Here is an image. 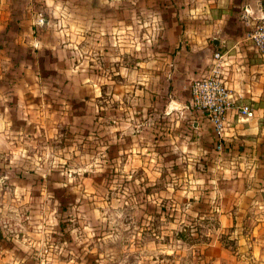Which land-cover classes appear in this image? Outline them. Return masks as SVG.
I'll list each match as a JSON object with an SVG mask.
<instances>
[{"label":"rangeland","instance_id":"rangeland-1","mask_svg":"<svg viewBox=\"0 0 264 264\" xmlns=\"http://www.w3.org/2000/svg\"><path fill=\"white\" fill-rule=\"evenodd\" d=\"M110 36H105V43L106 38L108 41L111 40ZM139 36L143 37L138 34V39ZM248 40L251 41L249 38ZM89 50L91 51L92 48ZM44 60L42 66L47 71L48 63H46V59ZM79 60L81 61L79 69L84 71L81 75L75 76L74 80L71 79L74 83L72 86H75L73 87L75 92L59 93L58 90H54L53 88L61 85L63 80H54L56 77L52 74L46 78L41 77L39 86L42 87V90L39 94L28 98L29 104L25 105L26 101L23 100L21 105L19 96H11V99L6 102L9 108L16 109L13 113V120L18 121L21 115L27 116V121L19 122H29L30 129L38 131L40 134L36 138L37 144L41 148L46 146L53 154L64 153L65 149L70 150L77 139L83 138L81 147L84 151H81V155H91L92 144L88 141V137L100 136L102 121H107V125L114 126L113 122L116 119L127 120L128 109L132 107L128 104L126 93L122 97L123 105L120 100L116 99L123 92V86L128 83L123 75L119 79L118 76L109 73L112 82L109 84L104 82L106 78L100 69L94 66L93 61L87 63L88 60L86 62L84 59ZM177 62L176 58L168 59V62L165 63L157 61V67L147 68V74L143 73L142 65L144 64L142 63L137 65L136 70L132 68V72L135 71L141 76L160 77V81L156 85L157 91H153L147 101L149 106L145 109L138 105L136 107L138 115L134 119L141 120L142 123L146 122L145 117L153 116L160 100L166 98L165 94L177 93L181 95L182 92L186 94L190 90L191 83L194 78H197L200 71L188 79L180 78L176 75L178 72ZM109 64L114 67V63L109 60L103 61L101 68L107 71ZM76 65H78L77 62ZM205 69L207 70L202 73L203 75L209 71L208 66ZM90 70L91 72H89ZM88 74L91 76L86 77ZM168 74H172L171 78ZM129 75L131 76V73ZM88 81H92V83L88 84ZM72 86L70 84L64 87ZM76 87L79 89L78 93ZM142 87L143 85L137 86L139 89ZM97 88L100 96L95 95ZM8 93L9 91L5 90V95ZM184 95L181 97L191 111L190 123L186 120L174 131L167 120H158L153 125L151 151L162 158L157 161V165L160 166L158 177L154 179L151 171L157 165H153L144 153V149L148 148L147 139L138 142L134 133L131 136H125L123 144H109L106 148V155L110 162H119L127 168L131 158L134 163L140 165L135 170L133 180L122 183V188L125 190L129 186H133L130 195L125 199L133 203V208L129 211L134 212L137 217L135 231L132 236H129L125 245L128 252L135 253L134 256L129 257V260L131 264H136L137 257L142 260L143 264H155L156 261H167V264H249L248 256L243 249L245 238L250 236L255 242L249 250L252 264H264V254L258 257V253L264 248V220L261 215L251 210V206L245 207L248 204L247 200L253 201L257 197L256 195H245L250 183V176L247 175L248 167L257 179L255 160H252L249 166L245 157L229 154V143H226L225 151L221 153L216 151L211 126L200 112L190 107V99L188 101L187 96ZM108 101L112 102L111 107H109ZM97 109L100 110L97 111ZM3 110L0 107V112ZM109 117L112 119H108ZM181 133H183L182 136ZM171 135L181 136V141L188 138L190 147L195 144L204 152V155L198 157L196 163L191 167V173L196 175L190 174L187 161L180 162V153L171 152L170 146L167 144L165 147L160 146L165 144ZM115 136L119 138L121 133L116 132ZM209 139H211V143H209ZM105 142L107 141L105 140ZM137 148L140 149L139 152L136 151ZM79 150L81 149L78 148ZM121 153H123V159H120ZM37 155H42V151ZM59 159L65 161L66 157L60 155ZM74 159L76 157H73ZM52 162V157H49V166ZM72 162V160H67L62 169L52 168L51 174L47 177L38 176L35 170L28 172V176L35 178L30 193L33 209L38 212L42 209L43 206L39 205V201L47 192L50 203L48 201L45 203H48L49 208H55L57 217H59L57 227L62 234L58 237L55 233H51L52 240L59 239L61 244L67 243L74 248L75 264H103L105 256L103 249H98L95 244L87 246L81 244L77 247L74 237L69 231V226L73 224V210L80 207L77 201L81 199L79 193L73 188L83 185L82 190H86L90 179V174L83 172L80 185L68 183V177L62 175L61 171L69 169ZM218 165L223 171L217 174L214 173V169ZM227 166H234L235 175L230 179L227 178ZM41 168H44L43 161H41ZM72 175L76 177L77 173L73 172ZM114 175L115 169L113 168L108 179L109 185ZM214 175L218 177L215 188L209 187L201 192L200 188L194 187V181L198 177L207 176L208 179L204 180V184L210 185ZM17 177L25 185L29 183L22 172L17 173ZM136 180L142 181L138 187L135 186ZM56 184H65L66 187L57 188L54 186ZM169 185L172 186L171 191H169ZM186 187L188 194L182 195ZM214 192L217 194L213 195ZM111 198L112 194L109 193V199L105 202L111 203ZM94 199L100 198L94 197ZM189 204L194 207L187 209ZM124 207L128 209L127 204ZM137 209H139L138 212ZM89 210L85 209L84 214L87 215ZM191 213H196V215L193 216ZM79 221L80 216L77 214L75 228H80ZM123 222L128 224L132 222V219L130 216H126ZM237 229H239L238 235ZM29 230L35 231V229ZM35 238L39 240V237ZM92 239L95 241L97 237L94 236ZM142 241L143 243H141ZM0 244H3V247L0 248V264H5L8 260L6 254L11 252L15 245L6 240L2 232H0ZM53 246L49 245V247ZM174 246L176 250L172 251ZM153 248L164 250L158 251L157 255L152 256L151 259H145L141 255L145 250L151 252ZM66 251L71 252V249H66ZM123 251L124 249H121V252ZM57 259L68 261L72 259V256L71 254L67 257L61 255ZM33 264H45V262L42 259H36Z\"/></svg>","mask_w":264,"mask_h":264},{"label":"clouds","instance_id":"clouds-1","mask_svg":"<svg viewBox=\"0 0 264 264\" xmlns=\"http://www.w3.org/2000/svg\"><path fill=\"white\" fill-rule=\"evenodd\" d=\"M209 2L211 3L212 0H209ZM2 3H4V0H0V4ZM24 3L31 15V23L38 29L46 31L53 41L50 44L33 41L34 48L51 47L54 51H59L61 59H64L63 53L68 49L74 50V60L84 56L86 53L85 62L87 59H91L94 66L100 69L106 78L104 82L109 84L112 83L109 73L123 75L128 83L123 86V92L116 99L120 100L121 105H123L124 99L122 97L126 93L128 104L132 107L128 109L127 120L116 119L113 122L114 126L107 125V121H102L100 136L88 137V141L92 144L91 155H81V151H84L81 147L83 138L77 139L70 150L65 149L64 153L56 152L53 154L46 146L41 148L37 144L36 138L40 135L38 131L31 130L28 123L19 122L27 121V116L21 115L18 121L13 120V113L16 109L9 108L6 103L11 99L13 93L9 92L8 95H5V88L0 87V107L4 109L0 112V232L3 233L6 240L11 241L15 245L12 251L6 254L8 260L5 264H33L36 259L44 260L45 264H49V261H51V264H75L76 254L74 248L67 243L61 244L59 239L53 241L50 236L51 233H55L58 237L62 234L57 227L59 217H57L55 208H49L48 203H45V201L50 203L47 192L39 201V205L43 206L42 209L39 212L34 211L30 193L35 178L28 176L30 170H35L38 176L47 177L51 174L52 168L62 169L63 164L67 160H72V165L69 169L62 170L61 174L68 177V183L80 185L83 179L82 173L88 172L90 174L86 190H82L83 185H80V187L74 186L73 188L74 191L79 193L81 198L77 201L80 207L74 209L72 213L73 224L69 226L75 245L78 247L81 244L86 246L95 244L98 249H103L105 251L103 264H131L129 257L134 256L135 253L128 252L125 245L129 236H132L135 231V220L137 217L134 212L129 211L133 208V203L125 199L126 196L130 195L133 186H129L125 190L122 188V183L124 181H132L135 170L140 165L134 163L131 158L127 168L119 162L112 163L106 155V148L109 144H123L125 136H131L135 133V138L138 142L145 139L148 140V148L144 149V153L153 165H157V161L162 158L151 151L153 147L151 136L154 123L158 120H167L174 131L186 120L189 123L191 122V111L181 95L177 93L172 95L165 94L166 98L160 100L158 108L151 118L145 117L146 122L144 123L141 120L134 119L138 115L136 112L138 105L145 109L149 106L147 101L150 94L153 91H157L156 85L159 83L160 77L152 75L141 76L135 71L130 76L129 71L124 67V61L121 60L120 55L116 53L105 54L102 47L103 42L97 44L96 41L101 40L106 34L120 35L123 32L131 33L133 28L136 31H139L140 28H146L148 36H145L144 39L150 45L158 31L156 25L159 24L161 15L146 11L143 0H24ZM230 4L238 10V18L242 22L236 26L234 31L242 27L251 30L249 39H255L256 35L264 33V0H241L240 3H237L236 0H220L221 6ZM118 9L122 10L124 15L131 18L133 22L132 27H125L123 24H119L120 32H116L115 28L108 23V20L112 17L119 16ZM108 10L112 11L109 12ZM137 10L140 11L142 16H147V23L140 24L136 16ZM149 36L152 39H148ZM82 42L90 45L92 50L90 51L88 47L78 48L77 46ZM61 45H63V49L60 48ZM133 47L137 48V54L144 55L140 49L146 48L147 45H140L133 40L129 49ZM96 49H99V52ZM237 51H239L238 47ZM147 55L149 62L145 63L143 67L146 69L157 67L155 60L152 59V54L147 53ZM233 59L237 61L238 65L241 58L234 57ZM109 60L112 63L120 62L119 73L116 72V68L112 67L111 64L107 66V71L101 68V63ZM230 62L226 61L221 65L225 76H227V64ZM237 65L234 66L239 77L243 69ZM77 71H80V69L73 67L69 73L70 78L74 77ZM213 71L219 72V69H213ZM168 75L171 78L172 74ZM189 75H191V70ZM239 78L242 79L243 77ZM87 83L91 84L92 81ZM138 85H143V90L137 88ZM95 95L100 96L98 88L95 90ZM222 99L232 101L236 97L226 96L222 97ZM111 103V101H108L109 107H111ZM22 104L23 97L21 96ZM99 110L97 109V111ZM108 119L112 118L109 117ZM249 119H251V114ZM245 122L242 118L241 123ZM256 130V126L253 124L252 131L255 132ZM197 131L199 132V129ZM116 132L121 133L119 138L115 136ZM182 135L183 133H181ZM181 136L171 135L165 144L160 146L165 147L167 144L170 146L171 152L180 153V162L187 161L190 174L194 176L196 174L191 173V167L196 163L198 157L204 155V152L195 144L190 147L188 138H184L181 141ZM49 138L51 139V137ZM209 143H211V139H209ZM78 148L81 150L78 151ZM41 151L42 155H37ZM136 151L139 152L140 149L137 148ZM60 155H64L66 160L61 161L59 159ZM49 157H52L53 160L50 166ZM73 157H76V159L73 160ZM120 159H123V153H121ZM41 161L44 163L43 169L41 168ZM113 168L115 169V175L109 185L108 179ZM227 168V178L230 179L235 175L234 166H227ZM151 171L155 179V177L160 175V166L157 165ZM221 171L223 169L219 165L214 169V173L217 174ZM21 172L26 180L29 181L26 185L17 177V173ZM73 172L77 173L76 177H73ZM217 178V175H214L211 178L210 185H205L204 180L208 179V177H198L194 181V187L200 188L201 192L209 187L215 188ZM249 181L248 195L257 196L252 201L251 210L264 216V201L258 197V193L264 192V189L259 188V182L255 176H250ZM141 182L136 180L135 186L138 187ZM54 186L57 188L66 187L65 184H56ZM171 188L172 186L169 185V191H171ZM109 193L112 194L111 203H106L105 201L109 199ZM187 194L186 187L182 195ZM216 194V192L213 193V195ZM94 197H99L100 199H94ZM82 201L84 203H81ZM125 204L128 205V209H125ZM192 207L194 206L191 204L187 205V209ZM85 209H90L87 215L84 214ZM136 211L138 212L139 209ZM77 214L80 216V228L74 227ZM191 214L193 216L196 215V213ZM126 216L131 217V223L125 224L123 222ZM29 229H35V231H30ZM238 234L239 229H237ZM94 236L97 237L95 241L92 239ZM35 237H39V240ZM245 240L243 251L248 256L249 264H252L249 250L255 242L250 236L246 237ZM49 245L54 246L49 247ZM2 247L3 244H0V248ZM66 249H71V252L66 251ZM121 249H124V251L121 252ZM160 250L164 249L153 248L151 252L145 250L141 255L145 259H151ZM175 250L174 246L172 251ZM70 254L72 256L71 260L59 261L57 259L61 255L67 257ZM262 254H264V248L258 253V257ZM136 264H143L139 257L136 258ZM155 264H167V261H156Z\"/></svg>","mask_w":264,"mask_h":264},{"label":"crops","instance_id":"crops-1","mask_svg":"<svg viewBox=\"0 0 264 264\" xmlns=\"http://www.w3.org/2000/svg\"><path fill=\"white\" fill-rule=\"evenodd\" d=\"M236 2L240 3L241 0H236ZM143 3L146 11L161 15L160 22L156 25L158 31L150 45L144 39L148 36L146 28H140L139 31L133 28L131 33L123 32L120 35L106 34L105 36L111 35V40L108 41L106 38L105 43L104 36L96 43L103 42L102 47L105 54H109L110 51L119 54L127 68L124 67L131 74L132 68L136 70L138 64L149 62L147 53L152 54L155 62L165 63L168 59L176 58L178 61L176 75L186 79L200 71L197 74L199 78L207 70L205 69L207 66L209 70L214 53L222 56V65L226 61H231L227 64V76L223 74V68H221V79L227 88L240 95L242 102L253 109L254 118L241 123L242 118L235 113L228 114L226 129V143H229L228 153L245 157L248 165L255 160L254 166L257 167L256 176L259 188L264 189V54L258 52L248 40L249 29L242 27L234 31L236 26L242 23L238 18V10L231 4L221 6L220 0H212L211 3L209 0H143ZM117 11L119 16L108 20L116 32L121 31L119 24L132 27L131 18L126 17L122 10ZM136 16L140 24L148 22L147 16H142L139 10ZM138 34L143 37L139 36L138 39ZM148 39L152 37L149 36ZM133 40L140 45H147L146 48L140 49L144 55L137 54L135 47L129 49ZM33 41L49 44L53 42L46 31L38 29L31 23V15L24 0H4V3L0 4V77H2L0 87L12 92V96H22L26 101L24 104L27 105L30 102L28 98L39 94L42 90L39 86L41 77L46 78L53 74L56 77L54 80H63L61 85L53 88L54 90H58L59 93L75 92L71 79L74 80V77L81 75L84 70L80 69L75 72L72 78L69 73L73 67L79 69L81 62L79 59L85 60L87 54L74 60V50L68 49L63 53L64 59H61L59 51H54L51 47L34 48ZM77 47L91 48L83 42ZM60 48L63 49V45ZM96 51L99 52V49ZM234 57L241 58L238 65ZM44 59L48 63L47 71L42 66ZM87 60V63L92 62L91 59ZM119 63V61L114 63L117 73L120 72ZM234 65L243 69L239 74V77H243L242 79L238 77ZM190 70L191 75H189ZM143 73L147 74L146 68ZM89 76L91 75L88 74L86 77ZM114 76H118L119 79L121 77L116 74ZM70 84L72 87H64ZM76 91L77 93L79 91L77 87ZM184 94V92L181 93L182 96ZM184 96H187L189 101V90ZM253 124L257 129L255 132L252 131ZM247 175H254L250 167L247 168ZM248 193L249 187L245 195ZM258 197L264 201V192H259ZM246 202L248 204L245 207L252 205L250 199ZM262 219L264 220V216Z\"/></svg>","mask_w":264,"mask_h":264},{"label":"built area","instance_id":"built-area-1","mask_svg":"<svg viewBox=\"0 0 264 264\" xmlns=\"http://www.w3.org/2000/svg\"><path fill=\"white\" fill-rule=\"evenodd\" d=\"M252 45L258 52L264 53V33L256 35L255 39H250ZM215 62V63H213ZM222 56L214 53L209 71L206 75L195 79L189 90L190 107L200 112L212 128L215 140V149L219 153L225 151L227 117L230 113H235L244 120L254 118L253 109L242 102V97L225 86L221 79ZM213 69H219L214 72ZM222 81V82H221ZM234 96L236 99L227 101L222 97ZM251 114V119L249 115Z\"/></svg>","mask_w":264,"mask_h":264}]
</instances>
